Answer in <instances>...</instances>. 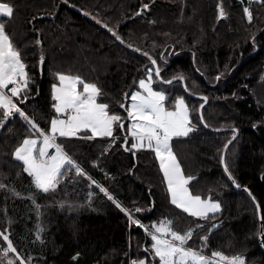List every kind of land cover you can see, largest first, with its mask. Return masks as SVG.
Wrapping results in <instances>:
<instances>
[{"label": "trees", "instance_id": "obj_1", "mask_svg": "<svg viewBox=\"0 0 264 264\" xmlns=\"http://www.w3.org/2000/svg\"><path fill=\"white\" fill-rule=\"evenodd\" d=\"M67 1L114 29L127 44L157 58L164 79L183 73L190 94L208 97L202 110L208 125L205 127L197 112L202 99L185 92L180 83L163 86L172 97L184 95L192 109L196 129L172 142L185 174L195 178L191 188L202 196L211 195L222 205L215 220L198 221L205 229L212 223L219 226L211 232L197 229L189 244L198 243V235L208 234V254L219 249L226 254L245 255L246 264H264L259 212L248 192L236 189L221 163L224 144L232 139L234 127L239 135L228 147L225 162L236 183L256 197L264 215V4L223 0L228 16L218 19L220 0ZM0 2L14 6L7 27L31 77L29 99L20 106L41 127H46L54 114L50 89L57 71L78 74L96 83L104 93L102 102L125 115L117 102L123 101V93L135 90L133 82L144 76L146 66H151L148 58L125 48L112 33L61 0ZM144 3L149 9L136 15ZM249 4L254 15L251 24L243 13ZM152 20L156 23H150ZM36 39L43 42L42 47L35 44ZM41 53L45 56L43 71L39 65ZM26 134L27 125L20 118L0 130V181L22 196L34 188L11 152ZM61 142L115 201L125 208L145 209L135 214L143 223L167 216L183 231L198 219L170 204L151 150L135 151L133 155L120 147L121 139L101 155L108 147L105 138H61ZM60 201L73 207L65 204L61 208ZM36 202L41 205L39 216L30 200L0 189V230L9 227L11 221V238L22 255L34 258L33 264H124L128 259L125 252L131 258L145 256L143 249L150 238L138 226H130L125 213L96 185H90L87 177L66 178L56 193H38ZM38 225L44 229L43 243L35 238ZM77 252L80 256L73 260Z\"/></svg>", "mask_w": 264, "mask_h": 264}, {"label": "snow or ice", "instance_id": "obj_2", "mask_svg": "<svg viewBox=\"0 0 264 264\" xmlns=\"http://www.w3.org/2000/svg\"><path fill=\"white\" fill-rule=\"evenodd\" d=\"M255 2L264 4V0H255ZM147 9H149V4H142L136 15H140ZM217 9L218 19L228 16L223 0L217 4ZM14 11L13 4L0 2V129H5L6 125L15 118H20L26 123L27 134L15 145L11 157L14 161L20 162L21 171L30 178L34 191L22 196L15 188H10L2 181H0V189L11 192L13 196L30 200L39 216L41 205L36 202L38 193L54 194L66 178L87 177L90 185H96L100 192L104 193L117 208L125 213L130 226H138L143 230L145 237L150 238V243L143 249L145 256L131 258L129 253L125 252L124 255L128 259L124 264H246V257L241 253L226 254L216 249L208 254L206 252L208 234L202 236L197 234L199 242L193 241L191 245L189 244L197 229L211 232L219 226L218 223H212L209 228L205 229V225L198 221L215 220L217 214L222 211V205L219 200L212 199L211 195L205 197L193 192L191 182L195 178L185 174L173 151L174 138L188 137L196 129L192 120V109L186 102L185 96L172 97L169 95L170 90L166 91L163 87L172 85L175 81L182 84L185 92H189L183 73L174 75L170 79H164L161 76L157 58L129 43L127 47L147 57L151 66H146L144 76L133 82L136 85L135 90L130 94L123 93V101L117 102L125 115L115 111L109 103L102 102L101 98L104 93L96 83L88 82L78 74L57 71L54 73L56 82L51 84L50 89L51 109L54 114L50 116L46 127H41L35 118L20 106L29 99L31 77L21 49L17 47L7 27V21L14 16ZM243 13L246 21L251 24L254 15L250 4L243 8ZM85 15H90V13H85ZM97 23L100 21L97 20ZM150 23L154 24L156 21L152 20ZM103 26L112 33L116 40L124 43L123 38L114 29L109 28L107 24ZM251 39L255 44V36ZM35 44L43 46L40 39H36ZM163 55V53L160 54L161 58ZM44 63L45 56L41 53L39 56L41 71H43ZM219 78L218 75L216 79ZM154 85L157 86L154 87ZM192 95L196 94L192 93ZM201 99L203 103H200L197 109L198 120L207 127L202 110L208 97L202 96ZM125 121H127V127ZM118 131L121 135H116ZM231 131L232 139H235L239 130L233 127ZM61 138L88 141L105 138L108 140V147L101 155L121 139L123 142L120 147L132 152L133 155L135 151L151 150L162 172L170 204L188 216L198 219L183 231L177 229L174 226V219L167 216L152 221L150 224L143 223L135 214L145 209L125 208L119 201H115L108 189L99 185L69 154ZM231 142L232 140H229L224 144V152L227 151ZM93 163L95 164V161ZM221 163L224 165L228 178L235 183L223 154ZM19 174L18 172L17 175ZM70 174L74 176L70 177ZM236 187L240 185L236 184ZM248 195L259 212L260 204L256 201V197L252 196L250 191ZM90 198L91 193H89V203ZM58 203L61 208L65 204H68L70 209L73 207L67 201ZM259 220L264 222V215L259 216ZM8 225L10 227V220ZM9 227L0 230V264H33L34 258L31 255H22L14 243ZM43 230V227L38 225L35 232L36 240L41 243H43L41 237ZM259 237L264 242V223H261ZM79 256L80 253L77 252L72 259L75 260Z\"/></svg>", "mask_w": 264, "mask_h": 264}, {"label": "water", "instance_id": "obj_3", "mask_svg": "<svg viewBox=\"0 0 264 264\" xmlns=\"http://www.w3.org/2000/svg\"><path fill=\"white\" fill-rule=\"evenodd\" d=\"M63 1V3H65L67 6H69L70 8H72L73 10H76V11H78L79 13H81V14H83V15H85V12H83L82 10H79V9H76L74 6H72L67 0H62ZM86 17H88L89 19H91L92 21H94V22H96L97 23V20L96 19H93V17L91 16V15H85ZM100 26H102L103 28H105L103 25L104 24H101V23H98ZM106 29V28H105ZM106 30H108V29H106ZM111 33V32H110ZM120 44H122L124 47H126V48H128L127 47V44H126V42H124V43H121L120 41H118ZM128 49H130V48H128ZM130 50H132V51H134L133 49H130ZM135 52V51H134ZM136 53H138V54H140V55H142L140 52H136ZM185 82V81H184ZM173 83H175V81L173 82ZM201 97L202 96H197V98H199V99H201ZM207 103H208V100H207ZM207 103H205L204 104V106L207 104ZM1 130V129H0ZM238 135H239V131L237 132V134H236V136H235V139H231L232 140V142L234 141V140H236V138L238 137ZM231 142V143H232ZM230 146V144L228 145V147ZM228 150V149H227ZM227 152V151H226ZM226 152H224V160H225V156H226ZM223 167H224V165H223ZM234 184V186L236 187V181H235V183H233ZM236 189H238V190H244V191H247V192H249V190L248 189H245V188H241V187H236ZM262 215V213H261V208H260V210H259V216H261ZM261 223H263V222H261L260 221V224ZM261 246H262V248H263V250H264V242H262L261 241Z\"/></svg>", "mask_w": 264, "mask_h": 264}, {"label": "rangeland", "instance_id": "obj_4", "mask_svg": "<svg viewBox=\"0 0 264 264\" xmlns=\"http://www.w3.org/2000/svg\"><path fill=\"white\" fill-rule=\"evenodd\" d=\"M62 1V0H61ZM248 1H251V2H253V1H255V0H248ZM63 2V1H62ZM65 4V3H64ZM125 42V41H124ZM127 44V43H126ZM126 48V47H125ZM128 49V48H127ZM130 50V49H129ZM132 51V50H131ZM134 52V51H133ZM134 53H136V52H134ZM138 54V53H137ZM140 55V54H139ZM143 56V55H142ZM127 127V126H126Z\"/></svg>", "mask_w": 264, "mask_h": 264}, {"label": "bare ground", "instance_id": "obj_5", "mask_svg": "<svg viewBox=\"0 0 264 264\" xmlns=\"http://www.w3.org/2000/svg\"><path fill=\"white\" fill-rule=\"evenodd\" d=\"M145 57V56H144ZM147 58V57H146ZM186 83V82H185ZM189 94H190V92H189ZM191 96H194V97H196L197 98V96L196 95H192V94H190Z\"/></svg>", "mask_w": 264, "mask_h": 264}]
</instances>
